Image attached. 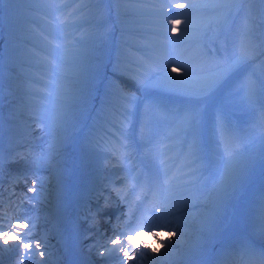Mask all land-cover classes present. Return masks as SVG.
Returning <instances> with one entry per match:
<instances>
[{"label": "rangeland", "instance_id": "rangeland-1", "mask_svg": "<svg viewBox=\"0 0 264 264\" xmlns=\"http://www.w3.org/2000/svg\"><path fill=\"white\" fill-rule=\"evenodd\" d=\"M96 1L97 0H75V2L81 3V7L76 10L74 16L70 18L68 23L63 26H57L54 23L49 24L47 20L43 19L42 17H47L50 20H54L56 13L66 12L67 9L72 6L74 0H68V2L59 9H51L47 7V4L50 2V0H0V154L4 153L6 156L10 153L25 154L22 150H20L21 144L32 148L31 154L33 158L40 157L42 160V162L35 167L27 164L23 160H20L6 165L4 172L6 173V176L8 175L10 178H19L18 180H15L14 184L15 186L18 184L22 186L20 190V199L27 191V187L30 186L31 180L33 178H36L41 182L37 185L38 194L36 197L31 201H23L27 204L26 208L21 209L18 207V213L16 212L15 214L26 216L36 224L35 229H31L30 226V233L34 231L33 234L37 238H44V236L41 234L45 233V230H48L49 236L47 243L50 244V242L53 241L54 245H58L57 247H60V251L58 252L46 251L48 255L45 258L44 264H60L66 260H69L71 264H84V261L79 262L80 260L76 255L77 250L74 232L76 233L77 231H80L84 235H97L100 242L101 238H104L103 243H105L108 238H114V232L125 233L128 235L132 234V230L129 229L131 223L129 225L125 223V221L128 220V217L123 215L124 212L121 211V213H115V208H119L122 206V204L119 202H110L109 200L102 199V195H105V197H108L109 199H113L117 194L115 189L109 187L108 180L113 178L115 174L113 170L116 167L123 166V162L119 158H114L115 156L112 155L111 151L103 153V151L107 150L108 147H114L118 145L117 138L126 136L128 142H130L131 152H129L128 155H131L130 161L132 164L138 166L140 161L137 160V156H141L143 163L146 165V170L149 169L150 171L161 165H159L158 161H155L154 158L147 159L144 152H138V144H140L142 141L147 143V140L151 138L152 133L153 135L158 134L159 136H164L166 131L168 132L169 129L176 127L172 133H169L167 136H165L166 140L161 142V144H163V154L161 153L162 156L159 159L166 158L165 160L167 162L165 161L164 167L166 169L167 175H171L173 171L183 173V186H193L196 180H200L204 176V172L208 169L210 162L214 159L213 157L216 158V154L213 156V153L211 152V147H205L203 140L199 135V152L197 154L196 160L189 162L191 157L188 154L185 142L180 145V140L182 139L180 135L187 129L182 123L181 115L185 105L190 103V101L180 95L173 93L169 94V92L165 91L154 94V90H139L137 85H135V82L132 80L122 78L118 73H113L109 69H107L108 71L104 73L101 68L98 70L99 78L106 76L105 80L110 79L111 82L113 81L112 83L121 84V89L125 90L126 92H132L139 97L135 102L134 112L135 110L138 111L143 108V104L145 101H147V98H149V100L153 101L154 103L156 100H159L158 102L160 104L156 105L161 110L156 109V114H152L149 122L145 126V133L142 136L139 133V130H137L135 135H131V140L127 137L129 136V131H127V133L122 131L119 136L118 129L120 125V119H117L118 115L115 118L112 114H118L116 113V110L121 111L123 115H127L123 119H127L130 116L134 123L136 121V114L133 115V111L129 113L126 109H124V102L122 103L124 99L122 100V97H118L117 99L115 97L114 99L116 100L101 105L102 97L96 95L100 92L99 87L96 86V89L92 88V93L89 96L87 95L86 98L83 97L82 94H79V97L85 98L86 103H83L85 114L80 116V118L78 117V119L86 120L89 116H93V114L95 115L93 117H95L98 122L94 121L95 125H91L89 128L86 126L84 127V132L89 131L90 136L93 134L95 138L94 143L88 142L87 145H83L81 150L80 139H82V137L80 135L75 134L71 138H65L59 128L56 130L54 126L52 128H55L56 130L55 135H53L49 127L48 129L50 131V136H46V130L41 129V132L35 134V137H33L32 141L28 139H21L19 142V147L16 142H12L9 137V133L7 132L9 123L15 122L21 129H24L25 118L21 116V114H7L6 111L4 112V101L6 97L4 96L3 92V85L5 84L3 81L6 78L15 76L16 74L20 75L22 71L19 67H22L23 69L32 73L34 77H36L31 84L32 88L35 89V93L42 95L44 92H46L45 87L40 84L42 80H47L51 85L56 84L54 80L50 79L53 71L55 70L53 69L54 67L41 58L43 55L48 54H46L47 52L43 50L45 49L43 47L47 46V43L42 39L40 33H44L51 38L53 36L55 39H58L62 32L67 31V29H70V27L75 28L73 30V34L76 36L74 41L76 42L79 40V44L70 45L69 47L65 46V50H69L70 60L68 63L71 61V65L69 64L70 68H74L73 66L77 64L74 62V60H77L81 66V59H86L88 55H97V59L100 60L101 67H103L105 64L108 66L112 51L117 49L115 45L123 46L129 50L133 46H149L151 44L150 39H156V37L160 35L155 30L156 25L153 21L156 14L152 13L144 14L148 17V20L147 22L145 21L143 23V28L140 30L141 33L146 34L147 38L144 39L140 34H135L138 30L137 27L135 28L136 19H134L137 11V3L135 1H131L130 8L127 9L126 13L121 15L124 17V19L121 21L120 19L116 18L118 15H116L117 10L115 9L116 6L114 5V2L117 0H102L104 5L102 8L100 7L101 9L99 7L91 6V4ZM164 1L166 2V0ZM157 3H159L158 0H152V2H147L146 4L152 10L153 6ZM4 7L5 10L7 9L6 12L2 11ZM261 7L262 6L260 5V8ZM226 12H230L228 13L229 15L226 14V16L228 20L231 21L233 26L224 34L225 50L221 56H223L225 53L229 56H232V50L237 40L236 36H238L240 14H238L235 9L232 10V8L231 10H226ZM105 13L107 15H105ZM103 16L107 17L106 23H102L104 18ZM218 17L221 18L223 16L220 17L218 15ZM256 23L259 24V18L256 19ZM75 25H77V27H75ZM223 27L224 26L222 24L218 23L214 29H211V31H213L211 35L214 34V40H220L221 36L219 35L221 34L220 31ZM83 28L84 30H82ZM261 28L264 29V25H261ZM190 29L191 30L188 32L187 36L191 42L194 41L193 43H197L198 40L200 41L204 39L196 37L194 34L201 36L203 35L201 34L203 31L209 30L208 27L200 25L190 27ZM231 30L232 33H230ZM259 30L260 29L257 28V31ZM116 33H119V36H115ZM95 34L97 35L95 36ZM176 34L178 35V33ZM85 35H87L85 38V41L87 42V49H82V52L80 40ZM179 35L178 37L181 36ZM94 36L96 38H94ZM5 39H7V41H5ZM66 39H73V36L70 35ZM131 40L132 42L128 44V42ZM19 46H22L25 49L27 47L26 52L29 54L28 60H26L25 56L19 53ZM172 47L173 46L170 44V48ZM207 47L211 49L209 45ZM74 48L75 50L78 48V50L73 51ZM56 52L58 53L59 51L56 50ZM211 52L213 53V50ZM37 53H39V55ZM217 55H220V53L216 52V54H211L209 57ZM186 56V53L184 54V57L181 56L179 62L183 63V59H188ZM170 58L174 59L173 56H168L166 54H162V56L160 55L159 67L152 63H148L144 58L141 60L138 59V62L137 60H134L132 63L136 66V69L142 73V75L147 74L148 78L150 79L154 74V70L165 69L168 66L166 61H168ZM257 61L258 60L254 61L253 63H248L247 65L241 67L239 71L233 73L221 89L214 93L213 96L210 97L206 102H203L206 103V107L202 115V118H205L203 119V125H207L211 130V133L214 132L213 128L216 129L215 119L217 113L219 112L222 114L225 123L228 122L226 125L230 124L233 118L237 119L238 124L236 129L238 131L240 128H246L243 123H246V121H252V131L256 129V126L254 125H259L258 133L264 134V126L261 121V116L259 115H262V112H264V79H261V75H256V71L258 70ZM139 62L143 65L142 68L138 66ZM45 64H49L51 68L49 67L48 69V66ZM83 65L85 66V64ZM143 68L146 69L144 70ZM205 70L209 73L214 71L211 64H208ZM248 72L253 74L257 81L255 94L251 98V100H254V102L258 104L259 108L256 111L253 110L250 100L246 96L245 90L238 87L245 77H247L246 75ZM69 77L70 75H62L61 80H66L67 82L72 76L70 78ZM36 79L37 82L35 81ZM86 82L87 81L85 79H81V81L79 79V89H81L83 86H86ZM73 92L74 93L67 91L66 93L73 97V99H76L77 96L75 95V91ZM152 93L153 95L151 96ZM92 94L93 96L90 99ZM149 96H151V99ZM38 97L40 96L31 94V98L38 100ZM168 97H170V100H168ZM86 99H88V101ZM66 101L71 102L73 100L67 99ZM98 106L101 107L96 110V107ZM118 106H121L122 108L120 109ZM173 109H175V111H173ZM91 112H93V114H91ZM234 114H238V116ZM32 119H35L34 116L29 114V128L35 126V123ZM177 120H179V122ZM118 121L119 123H117ZM254 133L256 134V132H252V134ZM235 135L238 136V133H235ZM246 135H248L246 139L250 140L252 136H249V132ZM213 136L215 139H217L216 135ZM42 137L45 139V141L40 140ZM238 141H240V138ZM37 143L39 146H36ZM237 145L239 146V144ZM216 147L219 146L216 144ZM235 148L236 146H230L229 150L234 151L236 150ZM170 150H175L176 154L171 155ZM135 155L136 158L134 157ZM104 157H110L111 160H107V162H105ZM252 164L258 166L257 162L255 161L252 162ZM98 165H103L104 179L102 182L99 180L100 177L96 178V175L98 176L99 172ZM247 165L249 166L248 170L245 172V176L242 177L238 189L236 188V191L232 194L233 196L231 195L227 200H225L224 204L221 205L216 211L217 213H223L224 210V213L221 214L220 217L215 213L211 218L212 220H210V223L199 222L198 224H194L192 222L190 226L189 224H186L188 225V229L180 224L181 218L177 215L179 211H185V209H191L195 211L199 205L210 207L207 200V195L212 194L214 190L212 184L213 182L217 181V173L214 172L213 176L209 179L210 185L206 194L200 196L199 193H196L194 195V199H199L198 202L200 203H195L189 207L184 206L179 208V210L171 209L170 211L174 212L167 214L168 217H170L167 218V223L171 221L176 226L175 228L168 227L164 230L153 228L157 231H161V233L163 231L176 230H179V232L183 233L182 236L171 238V241H174V246L170 249L167 248V244L169 242L168 236L160 235L158 236L159 238L157 237L159 242H164L166 245L165 248L160 249L161 253H167L162 257L163 264H221V261L224 257L230 258L232 256L239 255L246 249L253 250L257 254L261 251H264V235L258 229L251 231L248 230L249 228L245 229V227L244 229H239L238 226V224L245 223L249 225L252 222L250 215L252 213V208L255 206V200L257 199L260 201L258 198L260 195H258V193L264 192V184L260 181V176L262 175L261 171L259 169H253V172L250 174L251 162L248 161L244 169H247ZM218 166L220 169L221 160L218 161ZM181 167L184 168L178 170ZM262 168H264V165ZM141 169L145 170L143 168ZM188 169H193V171H188ZM120 172L121 173H119V177L123 178L124 175L122 171ZM25 175L28 177V184H25L24 182L23 176ZM145 176L146 178L150 179L146 173ZM176 177L177 176L173 177L171 181L175 182L174 179H176ZM195 178L197 179L195 180ZM122 180H124V178L119 180L118 183L121 182L122 184ZM151 184L152 182L150 180L149 190L151 188ZM177 185L179 184H175V186ZM119 186L120 184L116 185L117 188ZM101 190H103V192ZM145 192L146 189H144L141 193ZM92 194L94 195L93 197L91 196ZM146 194H148V192ZM9 195L10 193L8 194V197ZM32 195V193H28V196L31 197ZM20 199L17 200L18 206L21 204ZM132 208L135 210V208H137V204ZM242 209H245L247 213L246 215L244 214V219L239 218V214ZM225 213L228 214L230 221H222L223 215ZM3 214L0 215L2 216ZM109 214H114L113 221L108 216ZM52 215H56L59 221L52 219ZM152 215L153 214L149 209V212L145 213V218H148ZM63 217H65V220H63ZM131 217H133V214ZM150 221H153V219L151 218ZM187 222L188 220L186 219L185 223ZM211 224L217 226L212 229ZM137 230L144 231V228L143 226L139 225ZM154 239H156V237L152 238L153 243H157V239L155 241ZM57 241L60 243L58 244ZM237 242H240L238 244L242 245V248H239L237 245L231 256L225 255L226 249H232V246H235ZM133 243L140 244V242H136V240H133ZM146 243L151 247L154 246V244L150 243V241ZM158 246L160 247V243ZM177 246L181 248L175 249ZM193 248L194 250L197 249V251L190 253ZM77 249H79L78 246ZM140 251H145L146 257H152L154 255L150 248L145 249L143 246H141ZM182 252L185 253L182 254ZM189 254L192 255L191 258ZM16 259V257H12L7 262H3L2 264H14ZM35 261H37V259H35ZM104 262L106 261L100 259L98 254H96L90 257V259L87 261V264H102ZM143 263L152 264V261L151 259L145 258L143 259ZM110 264H114V261Z\"/></svg>", "mask_w": 264, "mask_h": 264}, {"label": "bare ground", "instance_id": "bare-ground-1", "mask_svg": "<svg viewBox=\"0 0 264 264\" xmlns=\"http://www.w3.org/2000/svg\"><path fill=\"white\" fill-rule=\"evenodd\" d=\"M131 1H135L137 3V11H136L134 19H136L135 28L137 27L138 30L136 31L135 34L136 35L140 34L142 36V38L146 39L147 38L146 34L141 33L140 30H142V28H143V23L145 21L147 22V20H148V17L145 16L144 14H150V13L156 14L153 11V9L151 10L150 7L146 4L147 2H152V0H117L116 2H114V5L116 6L115 9L117 10V13H118V14L116 13V15H118V17H116V18L120 19V21L124 19V17H122L121 15L126 13L127 9L130 8ZM158 2H161V1L158 0ZM191 2L195 5L193 8H191L189 10L191 16L193 18H196L199 21H201V23L198 25L208 27L209 30L203 31V33H201L203 35H201V36L194 34V36L204 38V39H202L200 41L198 40L197 43H193L194 41L191 42L189 40L188 36L185 37L183 35V31H184L183 25L180 27V29L177 32L178 35L179 34L181 35V36L179 35L180 37H178L177 34H173L171 32V27L169 25L168 26V35L172 39H179L180 40L179 43H177L176 45L171 44L173 46L172 48H170V43L168 45V51H174V52L180 53L179 57H177L176 55H172L174 57V59L170 58L169 60H171V61H177V59H181V56L184 57L185 53L187 54L186 57H188V58L189 57H195L199 54V52L202 49L208 55L216 54V52H218V53H220V55H217V56H221V54L224 53L223 52L225 50V42H224V36L225 35L224 34L226 33L227 30H229L233 26V24L231 23L230 27H225L223 25L224 27L220 31L221 34L219 35V36H221V38L218 37V38H220V40L219 39L214 40V34L211 35V33L213 32V31H211V29H214L216 27V25H218V20H219L218 15L221 17V16H225L226 14L230 13V12H226V10H231L230 7L226 6L227 0H191ZM103 5L104 4H103L102 0H97L96 2L91 4L92 7H99V8L100 7L102 8ZM250 7L252 8L253 15L255 17V22H256V19L259 18L258 14H259V10H260V5L258 4V2L254 1L250 5ZM105 9H106V7H105ZM233 9L234 8H232V10ZM2 11L6 12L7 9L5 10V7H4L2 9ZM46 14H47V12H46ZM171 14H173V15L178 14L177 10L172 9ZM105 15H107V14L105 13ZM165 15H167V14H165ZM106 18L107 17L103 18L102 23L107 22ZM176 18L182 19V20L184 19L183 17H176ZM153 21H154V19H153ZM161 23H163V21H161ZM236 24H238V23H236ZM75 27H77V25H75ZM78 27H79V23H78ZM165 27H166V25H165ZM74 29H75L74 27H70V29H67V31L62 32L60 34L58 40H60V41H65V40L71 41V43L66 44L67 47H69L70 45L79 44V40L76 42L74 41L76 38V36H74V34H73ZM82 30H84V28ZM190 30L191 29L189 28L188 32ZM215 33H217V32H215ZM230 33H232V30ZM165 34H166V32H165ZM70 35L73 36V39L67 40L66 38ZM96 35L97 34H95V36ZM174 35H177V36H174ZM95 36H94V38H96ZM115 36H119V33H116ZM86 37H87V35H85L80 40L81 51H82V49H87V42L85 41ZM52 38H54V37L52 36ZM191 38H193V37H191ZM9 40H8V42H9ZM31 40H33V39H31ZM5 41H7V39H5ZM131 42H132V40L130 42H128V44ZM219 42H220V44H219ZM150 43L151 44L149 46H144V45L139 46V47L133 46L130 48V50L128 48L123 47V46L115 45V47H117V49L115 51H112L111 56H110V62H109L108 66H106V64H105V65H103V67H101L100 60L97 59V55H88L86 59H81L80 63H81L82 67L80 66L79 62H77V60H74V62L77 63L73 66L74 68L69 67V64L71 62L70 61L68 63V61L70 60L69 59L70 58L69 57V50L55 49V48L51 47L50 45L46 44L47 46L43 47V48H45L43 50L45 52H47L46 54H48L50 57L56 58L58 60V62L63 67V72H60V73H58L56 71V69L53 68L55 70L53 71V74H52L50 79H52L56 82L55 85L49 84V82L47 80H42L40 82V84H42L45 87L46 92H44L42 95H40L39 93H35L34 92L35 89L32 88L31 84L36 77H34L32 73L23 69L22 67H19L20 70L22 71L20 75L16 74L15 76H11L9 78H6L3 81L5 83L3 85L4 86L3 92H4V96L6 97L5 101H4V107H5L4 112L6 111L7 114H21V116H23L25 118L24 129H21L19 127V125H17L15 122L9 123L7 132L9 133V137L12 140V142L13 143L16 142V144L19 147V142L21 141V139L22 140L28 139V140L32 141L33 137H35V134H37L38 132H41L40 131L41 128L37 126V123H36L37 121L35 119L37 117L44 116L46 113H50L51 118H50L48 123H49V127H50L53 135L56 134L55 132H56L57 128H59V130L61 131L62 135L65 138H71L75 134L80 135L82 137V139H80L81 150H82L83 145H87L88 142L94 143L95 138H94L93 134L90 136L89 131L84 132V127L86 126L87 128H89V127H91V125H93V126L95 125L94 121L98 122L95 119V117H93L95 115L93 114V112H91V114H93V116L92 115L89 116L86 120L85 119H82V120L78 119V117L80 118V116L85 114V108H84L83 103L85 102L86 96L87 95L89 96L92 93L91 92L92 88H95L96 86H98L100 92L96 95H99L100 97H102L101 105L104 103H110L111 101L116 100L118 97H122V100L124 99L122 101V103L125 102V100H126V98L121 96L117 91L108 89L107 86H108L109 82H111L110 79L105 80L106 76L99 78L98 77L99 73H97V70H100V68H101V70L105 73L108 71L107 69H109L113 73H115V72H116V74L118 73L122 78H127V79L132 80L133 82H135V85H137L136 81L132 77L142 76V73L138 69H136V66L133 65L132 61L137 60V62H138V59L141 60L144 58L147 60L148 63H152L155 66L159 67V64H160V59H159L160 57L159 58L155 57L157 52L159 51L158 42L156 39L152 38V39H150ZM222 44L224 45L223 47H222ZM193 45H194V47H193ZM208 45L211 47V49L209 47H207ZM230 45H231V43H230ZM196 46H198V47H196ZM18 48H20L19 53H21L23 56H25L26 60H28L29 54H28V52H26L27 47H26V49L23 48L22 46H19ZM12 49H13V47H12ZM56 50H58L59 52L57 53ZM76 50H78V48ZM76 50L74 48L73 51H76ZM212 50H213V53L211 52ZM27 51H29V50H27ZM81 51H79V52H81ZM11 52H12V50H11ZM8 56H9V54H8ZM161 56H162V54H161ZM262 59H264V58H262ZM183 60H185V59H183ZM248 63L249 62L243 63L238 68L237 71H239L241 67L247 65ZM257 63H258V70L256 71L257 72L256 75H261V79H264V61L261 62V60L258 59ZM83 64H85V66ZM45 65H47L48 69H49V67H50L49 64H45ZM98 66H99V69H98ZM138 66L141 68L143 67V65L140 62L138 64ZM173 66H175L174 63H168V66L166 67V69L170 75H176L175 73L171 72V68ZM83 68L91 69V74H92V77H94V78H91V75H90V78L87 80L88 83L86 82L87 85L83 86L81 89H79V87H80L79 83L80 82L78 83V81H79V79H80V81H81V79H84V76L82 75ZM143 69L145 70L146 68H143ZM164 70L165 69H158L159 72H163ZM178 71L182 72L183 68L178 69ZM237 71H235V72H237ZM248 74H249V72H248ZM248 74L246 76H248ZM62 75H70V77L71 76L72 77L71 78L69 77L70 79L66 82V80L65 81L61 80ZM158 75H159L158 73H154L151 76L150 80H156L158 78ZM251 75H252L253 80L255 82H257L254 75L253 74H251ZM102 80H103V82H102ZM35 81L37 82V79ZM114 84L118 85L121 88V84H118V83H114ZM10 86H11V89H10ZM67 91H70L72 93H74L73 91H75V95L77 96V98L73 99V97L69 96L66 93ZM158 92H162V91L161 90H154L153 93L157 94ZM128 93L133 94L132 92H128ZM153 93L151 94V96L153 95ZM31 94H34V95L36 94V95H39L40 97H38L39 99L37 100L35 98H31ZM79 94H82L83 97H85V98L79 97L80 96ZM254 94H255V91H254ZM92 96H93V94L91 95L90 99L92 98ZM151 96H149L150 99H151ZM115 97H116V99H114ZM67 99H71L74 102L73 101L67 102L66 101ZM86 100L88 101V99H86ZM147 100H149V98H147ZM168 100H170V97H168ZM212 100H213V98H212ZM249 100H250V103L252 105L253 110L256 111L259 108L258 104L256 102H254V100H251V99H249ZM158 101L159 100H156L155 104L159 105L160 103ZM146 102L147 101H145L144 103H146ZM100 107L101 106L96 107V110L99 109ZM118 108L121 109L122 107L118 106ZM116 113H118V114H116V115L112 114V115L115 118L118 115L117 119H120L119 121L124 120L123 118L127 116L126 114L123 115V113L121 111H118V110H116ZM29 114L33 115L35 118V119H32L35 123V126H33L31 128L28 127V116H29ZM132 114L133 115L136 114V121L134 123L133 120H131V128L128 130L129 136H127L128 139L130 138V140H131V135L132 134L135 135L137 133V130H139V127L142 123L143 108H141L138 111L135 110V112L133 111ZM182 115H183V112H182ZM234 115L238 116V114H234ZM259 115L261 116V114H259ZM121 116H123V117H121ZM203 119H205V118L203 117L201 119V122H200V125L198 128V135L202 138L205 147H209V148L211 147V150H212L211 152L213 153V156H215V154H216V158L213 157L214 159L210 162V166H208V169L204 172V176L200 180H196L197 178H195L196 182L193 186H191V185L183 186L184 185V178L182 177V175H177L176 179H174L175 182L170 181V184L165 189V187L162 184V180L164 179L165 175H167L166 172H164L162 170L161 166L154 168L153 173H152L153 180H154V186H153L152 193H153V191L157 190V188H159L160 194L162 196L167 193V199L170 203L175 202V201H180V204L170 207V209L165 213L166 217L157 218L156 216L152 215V216H149L148 218L143 219L142 221H137V223H139L141 226H143L144 231H141V235L139 237L134 238V240H136V242L137 241L138 242L144 241V243H146V242L150 241V243L154 244L153 247H159L158 246L159 241H158L157 237L160 235L168 236L169 231H163L161 233V231H157V230L153 229V228L157 229L158 227H150V225H165L167 223V221H166L167 218H170V217H168L167 214L174 212V211H170L171 209L179 210V208H182L184 206L189 207L195 203H200V202H198L199 199H194V195L196 193H199L200 196H202L203 194H206L208 187L210 185L209 179L213 176L214 172L217 173L216 178H218V173H219L218 161L220 160V157H221V154L223 153L224 147L223 146L220 148L216 147V144H217V146H219L218 140L215 139L213 136V135H216V137H217L216 129L213 128L214 132L211 133V130L209 129V127L207 125L206 126L203 125ZM119 121L117 123H119ZM177 121L179 122V120H177ZM251 122L252 121H246V123H243V125L246 128L245 129L240 128V130L238 131L236 129L238 121H237V119L233 118L231 123L226 125V126L234 134L238 133V137L240 138V141L231 140V138H228V142H227L226 146L228 149L230 146H236V148H235L236 150H234L232 152L240 153L245 160V165L248 163V161L251 162L250 174L253 172V169H259L261 171V174H262L260 176V181L264 184V168H262V166L264 165V134L258 133L259 125H254V126H256V129H254L252 131ZM226 123H228V122H226ZM262 124L264 126V123H262ZM53 126L56 128V130H55V128L54 129L52 128ZM172 126H173V124H172ZM177 128H179V127H177ZM174 129H176V127L169 129L168 132L166 131L164 136H159L158 134L153 135V133H152L151 138L147 140V143L142 141L140 144H138V152H140V153L144 152L147 159L148 158H154L155 161H158L159 158L163 154V152H162L163 144H161V142L166 140L165 136H167L169 133H172V131ZM122 131H124V130L119 125V129H118L119 136H120V133ZM49 132H50L49 129H47L46 130V136L47 135L50 136ZM248 132H249V136H252L250 138V140L246 139L248 137V135H246ZM252 132H256V134L255 133L252 134ZM180 136L182 138L180 140V145L185 142L186 149L188 150V145L192 139V131L189 129H186L185 132H183ZM169 137H170V135H169ZM120 139L121 138H117L118 145L120 144ZM40 140L45 141V139L43 137ZM98 144H100V143H98ZM237 144H239V146ZM131 145H132V143H131ZM170 145H172V144H170ZM36 146H39V144L37 143ZM113 148H114L113 146H110L107 148V150L103 151V153H106L107 151L112 152ZM20 150H22L25 154L32 153V148L28 147L27 145H21L20 144ZM127 151H128V153L131 152L130 142H128ZM175 154H176L175 150L171 151V155H175ZM114 158H119L123 162V166L116 167L113 170L115 173L113 178L108 180L109 181V187L115 189L117 194L115 195V198H113V199H109L108 197H105V195H102V199L109 200L110 202L115 201L116 203L117 202L120 203V198H121V196H123L125 203L130 206V204L133 203L136 200V197L139 196V194L142 192L143 187H144V182H145V176L141 172L140 167L136 166L135 164H132V162L130 161L131 155L130 156L127 155L126 157H122V156H119V154H118ZM107 160H111V158L110 157H104V161L107 162ZM254 161L257 162L258 166H256L255 164H252V162H254ZM98 166H99V172H98V176L96 175V178L100 177L99 180H100V182H102L104 179L103 178L104 170L102 167L103 165H98ZM248 167L249 166L247 165L246 166L247 169H244L243 176H245V172L248 170ZM183 168L184 167H181L178 170H181ZM120 171H122V173L124 175V177H123L124 180H122V184H121V182L118 183L119 180L123 179V178L119 177V173H121ZM14 182H15V180L10 178L8 175L6 176L5 172H4L3 176H0V194H2V197H0V199L3 200V207L0 208V214H3V213L8 214V216L5 217L4 219H0V225H5L4 230H7L6 226L8 223V219L12 215H14L16 212L18 213V207H20L21 209H25L26 205H27L25 202H23L22 206H21V204L18 206L17 200L20 199V190H21L22 186H20L19 184L17 186H15ZM136 182H139L137 186H136ZM216 182H213V184H212L213 189H214L212 194L207 195V200L209 202L210 207H204L202 205H199L195 211H193L191 209H185V211H179L177 213V215L181 218V223H180L181 225L188 228V225H186V224H189V226H190L192 224V222L194 224H198L199 222L200 223H203V222H209L210 223V220H212L211 218L213 217V215L215 213L219 217L221 214L224 213V210H223V213H217L216 212L219 209V207L221 205H223L225 202V201L222 202L217 207V192L215 189L216 188L215 187ZM119 184H120V186L117 188L116 185H119ZM175 184H179V185L175 186ZM238 187H239V185L237 186V189H238ZM117 190H119V193L117 192ZM101 191L103 192V190H101ZM130 191H132L133 193L129 199ZM12 192H15L16 196L13 197L14 204H13V207L10 208L9 204H8V200H9L8 194L12 193ZM258 195H260L258 197L260 199V201L257 199L255 200V206L252 208V213L250 215V217L252 218V222L249 225L247 223H245V224H238V226H239V229H244V227H245V229L249 228L248 230H251V231H254V229H258L264 235V204H263L264 192H259ZM91 196L93 197L94 195L92 194ZM141 197H142V195H141ZM246 197H249V196H246ZM151 198H152V194H151L150 200H151ZM21 200H22V198L20 199V201ZM13 209H15V210H13ZM146 210L149 212L148 208ZM121 211H123V212L127 211L126 206L123 204L119 208H115V213L116 212L121 213ZM244 214L245 215L247 214L246 210L242 209V211L239 214V218L244 219ZM108 216L113 221L114 214H109ZM104 217H106V216H104ZM151 218L153 219V221H150ZM88 219H90V218H88ZM186 219L188 220L187 223H185ZM222 221H230L227 213H225L223 215ZM211 225H212V229H214L217 226L214 224H211ZM152 231L160 232L159 235L156 236L157 243H153V240H152L153 236L151 235ZM33 232H31V233L29 232V234L25 236L26 241L34 236L35 239H41L44 241V243L46 245V251H48V252L60 251V247H57L58 245H54L53 241H51L52 243L50 242V244L47 243L48 236H49L48 230H45V233L41 234L42 236H44V238L43 237L37 238L33 234ZM27 236H28V238H27ZM96 236L97 235H92V236L88 235V234L84 235L80 231H77L75 233L76 246H78L79 249H82L81 255L83 257L88 256L90 259V257L96 255L98 253V251L103 250V249L99 248V245L103 243L104 238H101V242H100L98 240L99 239L98 236H97V239H96ZM9 239L11 240L12 238L9 237ZM35 239H31V242L34 243ZM156 239H154V241ZM173 242L174 241H172V243ZM57 243L59 244L60 242L57 241ZM238 243H240V242H237V244L235 246H232V249H229V248L226 249L225 255L231 256L232 253L235 251L237 245L239 248H242V245H240ZM94 245H95V247H94ZM198 246H197V248H198ZM5 247H8L10 250L0 252V264H2L3 262H7L12 257L13 258L16 257L18 259L17 251L11 250L12 249L11 245L5 246L2 244V242H0V249H3ZM49 248L51 249V251ZM178 248H181V247L177 246L175 249H178ZM145 249H147V248H145ZM145 251H142V252L145 253ZM195 251H197V249L194 250V248H193V250L190 253H193ZM184 253L185 252H182V254H184ZM189 255L191 258L192 255L191 254H189ZM148 257H150V256H148ZM35 259H37V261H35ZM89 259L85 258L83 260L84 264H87V261ZM100 259L106 261L102 264H110L111 262H113L107 258H101L100 257ZM38 262H39V257L37 256V257H34L31 264H38ZM14 264H15V262H14ZM89 264H92V263H89ZM132 264H135V262H132ZM143 264H146V263H143Z\"/></svg>", "mask_w": 264, "mask_h": 264}, {"label": "snow or ice", "instance_id": "snow-or-ice-1", "mask_svg": "<svg viewBox=\"0 0 264 264\" xmlns=\"http://www.w3.org/2000/svg\"><path fill=\"white\" fill-rule=\"evenodd\" d=\"M68 0H50L47 7L51 9H59L63 7ZM254 0H227L226 6L234 8L235 11L240 14L239 26H238V36L236 44L233 48L232 56L224 54L223 56H212L203 51L195 57H189L184 60L183 63L177 61L168 60L166 63H174L175 66L171 68V72L176 75H170L165 68L163 72L154 70L153 73H158V78L156 80H150L147 74L142 76L132 77L137 84L139 90H161L173 94L180 95L186 98L190 103L186 104L183 109L182 123L184 126L192 131V139L188 145V154L191 157L189 162L197 159V154L199 152L198 148V128L202 119L204 109L206 107V102L210 97L213 96L219 89H221L230 76L238 70V68L245 62L253 63L256 60L264 61V29L261 25H264V0H255L262 7L259 10V24L255 22V17L253 15L252 8L250 5ZM195 5L191 0H161V2L153 6V11L157 14L154 17V23L156 25V31L160 33L156 37L159 45V51L156 54V58H159L161 54H166L168 56L176 55L179 57L180 53L174 51H168L169 43L176 45L179 43V39H172L168 35V26L171 27V32L176 34L180 27L184 26L183 35L186 37L188 34V29L193 26H197L201 23L196 18H193L189 12L191 8ZM81 7L80 2L72 3V6L67 9L66 12H57L54 20H50L47 17H42L47 20L49 24H55L57 26H63L70 21V18L74 16V13L78 8ZM177 10L178 14H171V10ZM167 14V15H165ZM176 17H183L184 19H178ZM163 21V23H161ZM198 21V22H197ZM218 23L224 25L225 27H230L231 22L228 20L227 16L219 18ZM166 25V27H165ZM257 28L260 30L257 31ZM166 32V34H165ZM42 39L51 47L55 49H65L66 44L71 43V41H60L50 36L40 33ZM224 45L222 44V47ZM39 55V53H37ZM43 60L47 61L52 65L58 73L63 72L62 65L58 62L56 58L50 57L48 55H43L41 57ZM211 64L213 72H207L206 66ZM183 68V71H178V69ZM98 73V70H97ZM82 75L87 81L92 77L91 69H83ZM109 90L117 91L121 96L126 98V102L123 103L124 109L129 113L134 111L135 102L139 98L135 94H131L121 89L118 85L109 82ZM240 88L245 90L246 96L251 99L255 88L256 82L253 80L252 75L249 73L247 77L239 84ZM160 109L153 101L147 100L143 104V120L139 127V133L141 136L145 133L146 124L149 122L153 113L156 114L155 110ZM161 110V109H160ZM175 111V109H173ZM166 115V114H165ZM51 118L50 113H46L44 116L36 118L37 126L42 130H47L49 128V120ZM261 121L264 123V112L261 115ZM216 134L218 145L224 147L223 153L220 157L221 166L218 173L217 183L215 185L217 192V207L227 200L235 191L239 185L245 168V160L240 153H234L230 151L226 144L228 138L231 140H238L239 137L229 130L226 126L224 118L221 113H217L216 119ZM120 126L125 133L131 128V117L120 121ZM128 140L126 136H122L120 139V144L114 146L112 150V155L126 157L129 153L127 151ZM165 159L161 158L158 160L159 165H161L162 170L166 172L165 169ZM23 160L27 164L35 167L39 165L42 160L40 157L33 158L31 153H10L7 156L3 153L0 154V176L4 175V170L6 165ZM179 167V166H178ZM188 171H193V169H188ZM177 175H183L178 171H173L171 175H165L162 180V184L167 188L173 177ZM13 180H18V177H13ZM25 184H28V177L25 175L23 177ZM40 180L33 178L31 180L30 186L27 187V191L23 194L21 200V206L23 201H31L38 194L37 185L40 184ZM119 193V190H117ZM28 193L33 195L30 197ZM16 196L15 192L10 193L8 204L12 208L14 201L13 197ZM2 197V194H0ZM140 197L137 196L136 200ZM120 203L125 205L127 211L123 213L124 216L128 217L125 223L129 222V218L133 214L132 206L125 203L124 197L121 196ZM180 201L169 202L167 199V193L165 195L160 194V189L153 191L152 198L149 202L148 209L157 218L166 217L165 213L172 206L179 205ZM107 206V205H106ZM3 207V200L0 199V208ZM15 210V209H13ZM146 212H148L146 210ZM8 214L4 213L0 216V219L7 217ZM31 229L36 228V224L28 219L26 216L15 214L8 219L7 230L5 225H0V242L5 246H12L11 250L17 251L18 259L15 264H31L34 257H39L38 264H44L45 258L48 255L46 252V245L43 240L35 239L34 236L26 241L25 236L29 234ZM150 227H158L164 230L168 227L175 228L176 226L169 221L165 225H150ZM141 235V230H132V234L128 235L125 233L114 232V238H108L105 243L100 244L99 248L103 249L98 251V256L101 258H107L110 261H114V264H143V259H151L152 264H163L162 257L167 253H161L160 249L165 248L164 242H159L160 247H151L150 245L141 241L140 244H134L133 240L135 237ZM151 235L156 237L159 232L152 231ZM183 233L176 231H169L168 237L169 242L167 248H172L174 245L171 241L172 237L182 236ZM9 237L12 239L10 240ZM31 239H35V242H31ZM111 245V246H109ZM141 246L144 248H150L151 252L154 254L152 257H146V254L141 252ZM95 247V245H94ZM10 250L8 247L0 249L2 251ZM221 264H264V251L258 254L250 249L242 251L239 255L232 256L230 258H223Z\"/></svg>", "mask_w": 264, "mask_h": 264}]
</instances>
